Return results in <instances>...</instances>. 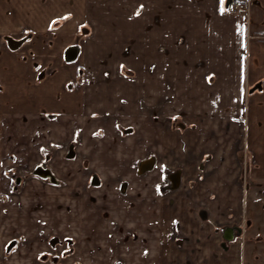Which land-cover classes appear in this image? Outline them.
Masks as SVG:
<instances>
[{
  "label": "crops",
  "instance_id": "crops-1",
  "mask_svg": "<svg viewBox=\"0 0 264 264\" xmlns=\"http://www.w3.org/2000/svg\"><path fill=\"white\" fill-rule=\"evenodd\" d=\"M120 260L264 264V0H0V264Z\"/></svg>",
  "mask_w": 264,
  "mask_h": 264
},
{
  "label": "rangeland",
  "instance_id": "rangeland-1",
  "mask_svg": "<svg viewBox=\"0 0 264 264\" xmlns=\"http://www.w3.org/2000/svg\"><path fill=\"white\" fill-rule=\"evenodd\" d=\"M249 9V11H250V7L248 8ZM143 10V9H142ZM142 12V11H141ZM147 47H148V50H150V48H149V45H146ZM139 57H141V55L139 56ZM146 58H149V54H147L146 55ZM155 62V61H154ZM152 69H153V73H152V76L153 77H155L156 79H158L157 81H160L161 79L160 78H164V60L162 61V62H160L159 61V64H158V66H154V64H153V67H152ZM122 71H125L126 72V70H122ZM145 72H143V70H142V74H144ZM150 73V72H149ZM160 85V84H159ZM160 86H162V87H164V82H161V85ZM144 92H142V98H144L145 97V95L143 94ZM140 96L138 95V98H139ZM157 103H155V104H153L152 106L149 104V103H146L144 100L140 103V106L142 107V108H145V109H150V110H152V111H156V110H162V106L163 105H161V104H159L158 103V105H156ZM159 113L161 114V111H159ZM238 151H239V149H238ZM236 157H237V159H239L240 160V162L241 163H244L245 162V159H247L248 158V160H251V158H252V156H250V154L247 156V154H241V153H237V155H236ZM248 165H249V163H248ZM138 166H139V164L138 163H134L133 164V168L134 169H136V170H138ZM253 167V166H252ZM249 175H244L243 176V178L241 179V182L240 183H245V181L246 180H248V177ZM117 180L119 181V182H121V180H120V178L118 177L117 178ZM254 181V180H252V179H250V176H249V181ZM251 182V184H253ZM22 186V185H21ZM160 186H162V190L164 191V186H166L167 188H171L172 187V184H171V181H170V179L167 177V178H165L164 180H163V182L160 184ZM12 187H13V184H12ZM70 247L72 248V245L70 244V245H68V247L67 248H69L70 249ZM69 249H68V251H69ZM67 253V252H66ZM116 264H129L127 261H125V260H120V261H118Z\"/></svg>",
  "mask_w": 264,
  "mask_h": 264
},
{
  "label": "water",
  "instance_id": "water-1",
  "mask_svg": "<svg viewBox=\"0 0 264 264\" xmlns=\"http://www.w3.org/2000/svg\"><path fill=\"white\" fill-rule=\"evenodd\" d=\"M154 165H155V159L154 158L146 159L139 166V174H144V173L152 170L153 167H154ZM37 173L40 174V175H42V176H49L50 175L48 171H45V170H42V169H39L37 171ZM177 185L178 184L175 182V186H177ZM231 232H232L231 230H227V232H226V236L225 237L228 240L232 239V235L231 236L229 235V237H228V234H231ZM52 244L55 245L56 244V240H54L52 242Z\"/></svg>",
  "mask_w": 264,
  "mask_h": 264
},
{
  "label": "built area",
  "instance_id": "built-area-1",
  "mask_svg": "<svg viewBox=\"0 0 264 264\" xmlns=\"http://www.w3.org/2000/svg\"><path fill=\"white\" fill-rule=\"evenodd\" d=\"M243 5L246 6L245 7V10H244V14L248 18L250 16V11L248 9L249 8V5L247 3H244V2H238V1L237 2H234L232 4L231 9L228 11V14L229 15H232V14L238 13L239 11H241V7H243ZM16 174H17L16 175V178H18L20 180H22V178L24 177V173L21 170L17 171ZM21 189H23V186H21Z\"/></svg>",
  "mask_w": 264,
  "mask_h": 264
},
{
  "label": "snow or ice",
  "instance_id": "snow-or-ice-1",
  "mask_svg": "<svg viewBox=\"0 0 264 264\" xmlns=\"http://www.w3.org/2000/svg\"><path fill=\"white\" fill-rule=\"evenodd\" d=\"M222 2H223V0H222Z\"/></svg>",
  "mask_w": 264,
  "mask_h": 264
}]
</instances>
